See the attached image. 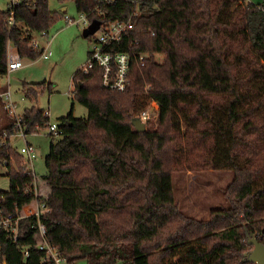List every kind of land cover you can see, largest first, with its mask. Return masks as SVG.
Wrapping results in <instances>:
<instances>
[{"label":"trees","instance_id":"1","mask_svg":"<svg viewBox=\"0 0 264 264\" xmlns=\"http://www.w3.org/2000/svg\"><path fill=\"white\" fill-rule=\"evenodd\" d=\"M56 1L72 2L101 30L131 24L101 49L128 55L129 84L123 92L106 87L95 63L74 73L72 99L87 114H68L57 125L61 136L49 134L45 196L35 194L32 171L10 146L16 121L0 107V167L8 179L0 217L43 207L18 222L17 242L0 229V264H44L39 223L66 264H250L249 236L264 245V0ZM9 13L0 11V81L7 45L20 60L39 59L34 35L48 34L58 19L48 0H23L12 26ZM44 86L24 84L25 98L36 99ZM6 90L0 82V93ZM150 103L157 119L136 133L131 121ZM19 120L25 136L49 126L35 107ZM208 170L230 171L232 181L224 204L197 219L175 199V177Z\"/></svg>","mask_w":264,"mask_h":264},{"label":"rangeland","instance_id":"2","mask_svg":"<svg viewBox=\"0 0 264 264\" xmlns=\"http://www.w3.org/2000/svg\"><path fill=\"white\" fill-rule=\"evenodd\" d=\"M245 2L257 5L263 0H245ZM9 3L10 0H0V11H6ZM48 8L57 13L58 19L46 36L35 34L34 40L45 53L50 52L51 57L39 58L35 61L21 60V68L7 74L0 82L10 91L19 117L25 109L35 107L48 114L49 125H59L60 119L70 113L76 119L86 117V109L72 99L74 91L72 77L77 70L83 71L86 67L88 53H92L96 41L102 37V31L98 30L90 39H85L83 31L87 27L81 23V15L76 12L72 2L58 3L56 0H48ZM65 16L74 23L67 24L64 20ZM9 49L11 56L16 55L11 46ZM40 83L45 84L42 91L38 93L36 99L28 101L23 93V85ZM143 111L148 113L150 122L156 121L158 106L155 103H150ZM4 138L6 139L7 136ZM50 140L48 128L28 134L25 139L17 134L9 139L10 146L18 153L26 143L36 150L35 165L33 162L29 164L26 157L21 162L32 171L36 193L42 196L48 191L41 177L46 171L44 159L49 152ZM5 174L4 168L0 167V191L8 189V179ZM232 176L230 171L213 170L197 175L194 173L178 175L175 177V199L186 214L197 219L207 218L212 209L224 204L223 193L232 181ZM251 249L247 246L246 252ZM75 264H86V262L80 260Z\"/></svg>","mask_w":264,"mask_h":264},{"label":"built area","instance_id":"3","mask_svg":"<svg viewBox=\"0 0 264 264\" xmlns=\"http://www.w3.org/2000/svg\"><path fill=\"white\" fill-rule=\"evenodd\" d=\"M23 0H10V3L8 4L7 10L10 11L8 25L12 26L13 24V11L14 8H16ZM109 2L112 0H108ZM264 11V8L262 9ZM64 20L67 24L74 23L71 19L68 17H64ZM81 23L88 27L89 23L87 22L86 18L84 16H81L80 19ZM78 23V22H77ZM76 23V24H77ZM132 28L130 23H114L110 24L102 31V37L96 41V46L94 47L92 53H90V57L88 59L87 65L84 68V72L89 70L92 65L95 63L99 65L103 69V84L106 87H109L113 90H116L118 92H123L126 90L129 84V57L126 54H118L115 56L111 55H103L101 53L102 46L110 43L112 41H118L121 37V35L128 30ZM46 33H41L40 36H46ZM33 47H38L36 41L34 40L32 42ZM51 57V53H45L43 50V53L41 54L40 58L42 59H48ZM112 66L115 68L114 75H112ZM21 68V60L19 59L18 55L11 56L10 55V49L9 45H7V74L18 70ZM0 107L2 110H4L8 116L16 121V134L21 136L23 139H25V134L23 132V128L21 127L19 115L16 112V104L12 101L11 93L7 89L5 92L0 93ZM44 115L48 117V114L44 112ZM142 123H145L149 120V115L146 111L142 112L138 117ZM48 133L51 134L54 138H58L61 136L60 130L56 124H51L48 126ZM19 154L22 157L27 158V162L34 163L36 150L28 145L22 147L19 151ZM31 166V165H30ZM35 194L36 190H35ZM35 207L30 209L25 216H35L39 217L40 214L43 212V207L38 206L37 204L34 205ZM25 216L17 215L15 217L12 216H3L0 217V229H4L8 234L12 242H17L19 238V224L18 222ZM38 237L39 242L37 245V249L43 253L42 262L44 264H64L65 260L59 255L57 250H55L51 245H49L45 239V228L40 223L38 224ZM23 256L27 257L28 252L27 250L23 251Z\"/></svg>","mask_w":264,"mask_h":264},{"label":"water","instance_id":"4","mask_svg":"<svg viewBox=\"0 0 264 264\" xmlns=\"http://www.w3.org/2000/svg\"><path fill=\"white\" fill-rule=\"evenodd\" d=\"M99 28L100 24L98 22L90 23L87 29L83 31V37L86 38L93 35L99 30ZM131 126L136 133H142L145 131V124L142 123L139 118H134L131 121ZM247 244L252 248L245 255L247 262L250 264H264V245H262L254 235L249 236Z\"/></svg>","mask_w":264,"mask_h":264},{"label":"crops","instance_id":"5","mask_svg":"<svg viewBox=\"0 0 264 264\" xmlns=\"http://www.w3.org/2000/svg\"><path fill=\"white\" fill-rule=\"evenodd\" d=\"M33 164L35 165L36 163L34 162ZM34 205H35V204H33L32 206L30 205V206H28V207L23 208L22 211H21V213H20V215H22V216L27 215L28 211H29L30 209H32V208L35 207Z\"/></svg>","mask_w":264,"mask_h":264}]
</instances>
